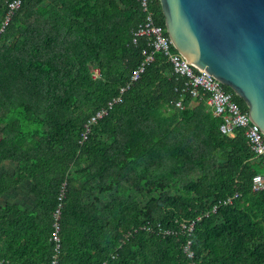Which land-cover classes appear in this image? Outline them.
Returning a JSON list of instances; mask_svg holds the SVG:
<instances>
[{
	"label": "trees",
	"instance_id": "16d2710c",
	"mask_svg": "<svg viewBox=\"0 0 264 264\" xmlns=\"http://www.w3.org/2000/svg\"><path fill=\"white\" fill-rule=\"evenodd\" d=\"M12 1L0 0V264H50L61 191L57 264H190L189 240L194 264H264V190L251 189L264 166L243 131L222 134L162 52L119 92L150 50L135 37L140 0H24L7 22ZM199 217L190 236L167 233Z\"/></svg>",
	"mask_w": 264,
	"mask_h": 264
},
{
	"label": "water",
	"instance_id": "95a60500",
	"mask_svg": "<svg viewBox=\"0 0 264 264\" xmlns=\"http://www.w3.org/2000/svg\"><path fill=\"white\" fill-rule=\"evenodd\" d=\"M169 39L221 81L264 133V0H159Z\"/></svg>",
	"mask_w": 264,
	"mask_h": 264
},
{
	"label": "built area",
	"instance_id": "2783aa9c",
	"mask_svg": "<svg viewBox=\"0 0 264 264\" xmlns=\"http://www.w3.org/2000/svg\"><path fill=\"white\" fill-rule=\"evenodd\" d=\"M23 2L24 0H13L9 3L7 22L13 14L21 8ZM140 2L146 17L144 24L141 25L138 32L135 33V37H146L149 42L150 50L146 49L143 52V55L145 56L144 62L134 72L131 82L126 87L120 89V94L128 90L130 86L140 78L141 74L144 73L146 67L153 63L155 55L162 52V54L168 57L174 73L185 78L184 88L180 91L188 92L194 99L206 98L207 105L213 115L221 118L223 121L220 126L221 133L233 138L235 136V129L242 130L250 150L261 159L264 165V133L250 122L247 116V110H243L239 106L235 100V95L229 92L221 81L207 76L199 69L190 65L184 56L175 49L169 39L166 26L160 25L156 21V12L153 9L154 0H140ZM134 42L136 43V39H134ZM98 73L99 72L96 71V74ZM181 97L182 99L176 103V106L179 108L183 106L184 93H182ZM120 101V96L112 99V101L107 103L105 108L100 109V111L90 118L86 125V132L82 134L83 139L88 137L90 125L96 124L101 118L108 114L113 104ZM251 189L252 191L264 190V174L260 173L252 177ZM62 197L63 192L61 191L58 197L59 203L53 213V232L51 240L54 247V255L50 264H57L59 255L61 241L59 235V221L61 216ZM239 197L240 194L235 193L232 197L220 201L214 205L212 213H216L221 206L232 205L233 201ZM201 218L202 217H199L197 221H192L190 223H180L178 231H168L167 233L176 236H178L179 233H183L184 235L190 236L194 232L195 226ZM160 232H164V230L160 229ZM184 253L187 258L192 261L190 264H194V253L192 252L191 240L187 241L186 246L184 247Z\"/></svg>",
	"mask_w": 264,
	"mask_h": 264
},
{
	"label": "crops",
	"instance_id": "0c3cea01",
	"mask_svg": "<svg viewBox=\"0 0 264 264\" xmlns=\"http://www.w3.org/2000/svg\"><path fill=\"white\" fill-rule=\"evenodd\" d=\"M264 166V165H263ZM52 241V240H51Z\"/></svg>",
	"mask_w": 264,
	"mask_h": 264
}]
</instances>
